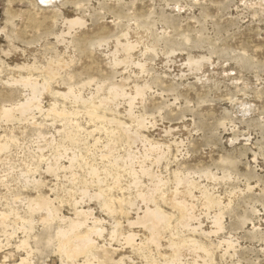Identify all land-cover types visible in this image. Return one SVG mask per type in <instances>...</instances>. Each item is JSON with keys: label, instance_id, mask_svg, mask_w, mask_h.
I'll return each instance as SVG.
<instances>
[{"label": "rangeland", "instance_id": "374dc122", "mask_svg": "<svg viewBox=\"0 0 264 264\" xmlns=\"http://www.w3.org/2000/svg\"><path fill=\"white\" fill-rule=\"evenodd\" d=\"M172 261L264 264V0H0V263Z\"/></svg>", "mask_w": 264, "mask_h": 264}, {"label": "bare ground", "instance_id": "6f19581e", "mask_svg": "<svg viewBox=\"0 0 264 264\" xmlns=\"http://www.w3.org/2000/svg\"><path fill=\"white\" fill-rule=\"evenodd\" d=\"M22 81H25L24 84H26V83L31 84V87H32L31 89L33 91L35 90V83L31 82L29 78L21 79L20 82H22ZM139 91L141 93V90H139ZM21 107L22 108H27V107H29V105H27V103H26L23 106L21 105ZM8 110L9 109H5V108L3 109L5 114L8 113ZM29 203H30L29 206H31L30 207L31 209L32 208H45L47 211H49L50 210L49 208L52 207V206H50L51 201L49 200V198H45V197H42V196H39L38 199H35V200L33 199V201L30 200ZM107 204H109V203H107ZM179 206L182 208V210H185V213H184L183 216H181L182 219L180 218L181 219L180 221H184L185 222V220L188 219L191 216L189 214L190 212L186 213V210L188 208L187 204L182 203V204H179ZM161 213H163V212H161ZM161 213L158 210H156V209H149V208L146 207L144 212H143V215L140 217V219H142L143 221H146V222L148 221L149 223H151L152 230H155V227H156L157 223L159 224V222L164 220V218H165V216H163ZM5 216L6 215L4 213H1V218H4ZM94 221H96V220H94ZM79 224L80 223L78 221H71V223L69 224V226L66 229H63V230L61 229V231H59V233L62 235V238H63V242H62V248L63 249H62V251H63V253L66 256H74V255H76L79 252H88L89 253L90 249L92 248L91 238H90L91 235L89 234V232H86L84 235H82L80 237L76 236L75 238H71L70 235L73 233V230L76 229V227ZM91 230H95V229H93V227H90L89 231H91ZM129 236L130 235H128L127 238ZM60 245H61V243H60ZM22 260H24V258H22ZM173 262L174 261H172L171 263L169 262L168 264H173ZM0 264H5V263H0Z\"/></svg>", "mask_w": 264, "mask_h": 264}]
</instances>
